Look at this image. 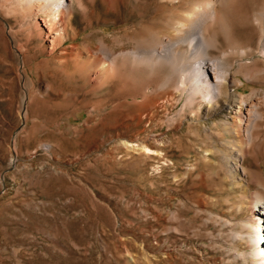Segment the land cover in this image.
Segmentation results:
<instances>
[{"label":"rangeland","instance_id":"1","mask_svg":"<svg viewBox=\"0 0 264 264\" xmlns=\"http://www.w3.org/2000/svg\"><path fill=\"white\" fill-rule=\"evenodd\" d=\"M16 1L0 0V264H261L264 238L254 249L235 232L261 189L246 169L264 177V122L243 161L244 136L220 133L231 119L179 91L171 64L136 63L112 39L162 29L165 10L72 0L67 42L51 49L42 16ZM263 7L220 9L222 50L230 33L256 55ZM107 58L114 72L94 83ZM235 79L240 96L264 90Z\"/></svg>","mask_w":264,"mask_h":264},{"label":"bare ground","instance_id":"2","mask_svg":"<svg viewBox=\"0 0 264 264\" xmlns=\"http://www.w3.org/2000/svg\"><path fill=\"white\" fill-rule=\"evenodd\" d=\"M25 1L42 16L41 32H44L46 39L50 42L51 49L63 47L68 39L66 18L71 9L72 0H20L19 2ZM121 1L112 0L111 2L123 3ZM133 1L138 8L145 5L148 0ZM153 1L155 6L165 10L167 21L164 27L145 30L137 26L131 31L113 34L112 39L119 47L118 52L129 54L136 63L165 61L171 64L172 68L180 73L179 91L189 92L190 96L197 101L198 108L204 105L208 108L212 106L215 109L219 108L224 117L233 121L230 127L222 126L220 133L228 137L225 141L232 145H234L230 141L233 137L232 131L238 137L244 136L236 144V148H239L241 153L240 157L244 161L257 149L255 148L256 140H258L256 129L261 122H264V90H256L248 97H243L233 88H239L238 81L243 83L242 79H235L240 75L246 79L262 81L261 84H264V64L262 65L264 63V7L261 10H255L253 16L262 27V39L256 55L252 56L254 48L233 39L230 33L229 41L232 42L227 50H222L223 44L220 42L221 38H218L217 30L222 27L224 29L226 26L220 9L224 7L232 10L238 0ZM255 5H257L256 2ZM115 13L117 10L113 5V10H110L109 14ZM114 22L116 23L115 19ZM125 40H131L135 45L125 48ZM76 49V47L73 48L72 54L76 53ZM214 51H217L219 55H215ZM63 53L67 54L68 51ZM97 66L99 72L93 76L94 83L105 81L115 70L114 61L109 58L99 61ZM234 164L237 165V163ZM246 171L251 175L248 176L249 182L259 184L257 186L261 189L249 198L253 209L249 221L238 224L234 232L235 237L255 249L258 240L264 238V223L260 224V221L264 219V177L259 171L254 172L252 169H246ZM253 174L256 176L255 181L252 179ZM262 250L261 264H264V247ZM249 262L256 264L253 258Z\"/></svg>","mask_w":264,"mask_h":264}]
</instances>
